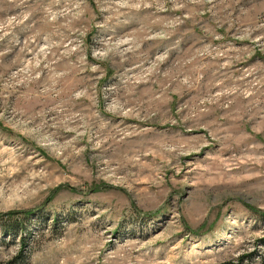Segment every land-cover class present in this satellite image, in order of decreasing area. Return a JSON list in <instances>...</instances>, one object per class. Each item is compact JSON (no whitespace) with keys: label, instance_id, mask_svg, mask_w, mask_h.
Returning a JSON list of instances; mask_svg holds the SVG:
<instances>
[{"label":"rangeland","instance_id":"1","mask_svg":"<svg viewBox=\"0 0 264 264\" xmlns=\"http://www.w3.org/2000/svg\"><path fill=\"white\" fill-rule=\"evenodd\" d=\"M263 241L264 0H0V264Z\"/></svg>","mask_w":264,"mask_h":264},{"label":"trees","instance_id":"2","mask_svg":"<svg viewBox=\"0 0 264 264\" xmlns=\"http://www.w3.org/2000/svg\"><path fill=\"white\" fill-rule=\"evenodd\" d=\"M7 214H9V213H7ZM22 252H23V250L21 251L20 254H22ZM256 256L259 257V259H260L259 262L261 264H264V253H249V254H246V255L239 257L238 259L226 260V261L219 263V264H255L257 262L255 259ZM19 258H21V256H16L12 261H9L8 264H17L19 261Z\"/></svg>","mask_w":264,"mask_h":264}]
</instances>
